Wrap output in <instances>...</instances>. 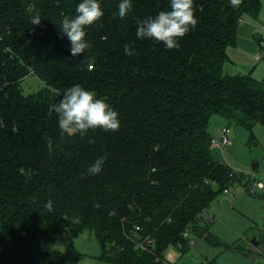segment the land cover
<instances>
[{"label":"trees","instance_id":"trees-1","mask_svg":"<svg viewBox=\"0 0 264 264\" xmlns=\"http://www.w3.org/2000/svg\"><path fill=\"white\" fill-rule=\"evenodd\" d=\"M80 2L0 0V264H66L53 248L64 232H92L110 264H170L166 251L186 249L188 233L221 246L203 214L235 175L213 157L209 125L214 116L249 131L264 125V81L224 72L262 1L194 0L197 27L167 50L138 40L136 28L170 0H131L124 19L113 18L121 0H98L104 15L85 29L91 47L72 56L60 24ZM30 75L45 86L26 95ZM77 84L118 112V131L61 132L51 106ZM104 155L102 172L88 175Z\"/></svg>","mask_w":264,"mask_h":264},{"label":"rangeland","instance_id":"rangeland-1","mask_svg":"<svg viewBox=\"0 0 264 264\" xmlns=\"http://www.w3.org/2000/svg\"><path fill=\"white\" fill-rule=\"evenodd\" d=\"M261 1L258 20L246 17L239 27L237 46L228 50L231 60L224 67L225 74L251 75L264 81V0ZM44 86L34 75L22 83L26 95ZM226 127L231 129V142L226 148H213L212 155L231 168L235 177L228 187L229 195L219 192L203 214V222L210 226V233L221 246L212 247L205 239L188 233L186 249L172 246L166 251L170 264H264V125L249 131L214 116L209 125L212 138L219 141L220 131ZM259 183L263 189L256 188ZM254 189L256 194H251ZM254 239L259 240L258 245L252 243ZM53 248L64 254L66 264H110L101 259L102 244L89 231L78 237L64 232Z\"/></svg>","mask_w":264,"mask_h":264},{"label":"clouds","instance_id":"clouds-1","mask_svg":"<svg viewBox=\"0 0 264 264\" xmlns=\"http://www.w3.org/2000/svg\"><path fill=\"white\" fill-rule=\"evenodd\" d=\"M234 8H238L243 0H229ZM133 5L131 0H121L118 5L120 19H124L131 11ZM200 11H203L201 6ZM196 7L194 0H170V10L159 11L154 17L149 16L143 20H137L136 37L138 40L150 39L162 42L167 50H179V40L195 29L198 20L195 16ZM104 13L98 0H81L75 9L73 17L64 16L61 21V30L70 41V54L77 56L84 54L91 45L86 39L85 29L98 22ZM40 15L36 14L31 19L32 24H40ZM106 38V37H105ZM124 54L136 55L135 44L125 43ZM92 65L89 64L91 69ZM51 110L57 114L58 127L63 133L69 135L79 134L81 137L87 135L89 130L102 129L105 132H116L120 128L118 112L104 99L97 98L95 91L88 90L77 84L65 90L58 103L51 106ZM89 143H94L89 140ZM49 150L52 148V140L47 141ZM107 160V155L98 157L87 169L88 175L95 176L102 172ZM98 207V205H97ZM48 211L53 210L52 201L45 204ZM65 219H67L65 217ZM78 223L79 219L74 218Z\"/></svg>","mask_w":264,"mask_h":264},{"label":"built area","instance_id":"built-area-1","mask_svg":"<svg viewBox=\"0 0 264 264\" xmlns=\"http://www.w3.org/2000/svg\"><path fill=\"white\" fill-rule=\"evenodd\" d=\"M259 59V57L257 58ZM232 135V132H231V129L229 127H226V128H223L221 131H220V140L219 141H215L213 139L212 141V148H216V147H220V148H226L230 142H231V137ZM256 188L257 189H263V185L262 184H257L256 185ZM248 191H250V189L248 188ZM224 193L226 195H229V190L226 189L224 191ZM251 194H256V190H251ZM188 234H185L184 236L187 237Z\"/></svg>","mask_w":264,"mask_h":264},{"label":"water","instance_id":"water-1","mask_svg":"<svg viewBox=\"0 0 264 264\" xmlns=\"http://www.w3.org/2000/svg\"><path fill=\"white\" fill-rule=\"evenodd\" d=\"M257 168H258V165L254 167V170H257ZM22 241H23V238H21V242H22ZM258 241H259L258 239H254L252 243H253L254 245H258V244H259Z\"/></svg>","mask_w":264,"mask_h":264},{"label":"crops","instance_id":"crops-1","mask_svg":"<svg viewBox=\"0 0 264 264\" xmlns=\"http://www.w3.org/2000/svg\"><path fill=\"white\" fill-rule=\"evenodd\" d=\"M245 19H246V18H245ZM245 19H244V20H245ZM243 22H244V21H243ZM243 22H242V23H243ZM247 29H248V30H251V28H249V27H247ZM230 60H231V59H230Z\"/></svg>","mask_w":264,"mask_h":264}]
</instances>
